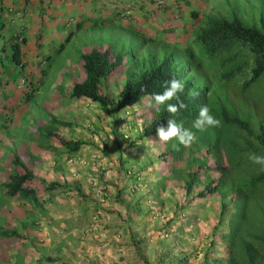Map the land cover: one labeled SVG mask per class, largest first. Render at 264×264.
<instances>
[{"label":"crops","instance_id":"obj_1","mask_svg":"<svg viewBox=\"0 0 264 264\" xmlns=\"http://www.w3.org/2000/svg\"><path fill=\"white\" fill-rule=\"evenodd\" d=\"M158 1L160 0H0V126H4V123H6V116H12L15 119L16 112L14 113L10 109H16L15 106L24 100L22 99L24 89L28 90L29 87H34L36 84L40 85L47 72L54 68V65L51 64V54L62 53L64 48L78 34L84 31L90 33L95 28L98 29L94 32L100 31V29L110 32L116 30L132 31L143 40L141 45L144 47L148 46L149 43L156 44L157 47L163 45L168 47L180 46L188 35L196 31L200 16L209 14V8H205L211 0H162L157 3ZM76 23H80L79 30L58 51L59 44L68 32L74 29ZM96 40L98 39L91 37L87 40L88 42L83 44L89 46L87 50L94 46L108 47L95 42ZM14 45L19 50L17 61L11 59ZM4 57L8 61L4 60ZM68 63L69 60L64 59L55 65V68L61 73H66L70 71L67 68ZM73 77L75 76L70 78ZM20 78L25 80L22 86H19ZM68 90L69 88L66 89V92ZM37 93L40 92L37 91ZM68 101L65 96L54 99V102L58 103L57 106ZM76 101L78 102V99ZM77 109L79 108L77 107ZM59 111L64 112L61 109ZM109 111L101 109L99 116L91 115L84 122L86 131L103 128L105 133H99L102 134L101 141L103 139L112 140H104L107 147L106 154L99 151H97V154L96 151H92V153H96L92 158L95 159L94 161H98L97 165L99 166L97 167H100L98 182L103 184L100 186H104L103 200H99L102 194L99 185L95 188V196L92 192L84 191L81 180L76 179L80 182L79 185L75 178L67 172L68 169L71 170V163L64 161V158H61L63 164L58 162L59 156H65V153L58 152L61 148H55V151H52L54 154H60L55 157L57 160L52 161L51 164L44 167L42 163H34L32 171L36 177L44 179L47 183L44 177L48 171L53 170L55 178L50 181L67 184L69 187L65 186L59 191L43 195L41 201H44V204L41 212L16 197L7 199L6 209H8L7 213L11 217V229L15 230L20 236L19 239H11L14 247L10 252L14 264H93L98 250L109 251L110 247H112L114 254L119 257H117L118 260H123V257H121L123 253L115 252L114 247L119 243V240L114 239L113 233H110L109 230H103L96 232L97 235L95 234V231L102 229V226L96 221L99 216L110 219V223L116 225L112 218L113 214L120 221L117 224L118 229H121L122 232L126 229L129 230L122 240L127 250L140 253L143 251L144 238L149 236L150 232H156L157 234L150 236L149 240L154 237L153 243L161 245L157 255L161 257L170 255H168V251L172 247L171 240L161 235L163 228L159 230V227L165 224L164 222L168 218L162 224L153 225L152 231H147L144 226H141L143 220L147 219L144 211L152 213L153 210L148 211V208L160 205L165 195L164 192L162 196H157L156 186L153 185L149 187L151 194L141 197L138 188L130 187L127 189L126 187L129 181L135 183L136 180H140L139 177L148 178L153 168L157 167L156 161H149L147 158L152 148L139 152L137 148L132 147L131 150L127 151L129 145L124 141H119V144L115 147L107 126L109 121L113 120L114 113L112 117ZM8 119L7 125H10ZM17 120L23 119L19 118ZM91 122L94 125H90ZM116 133L118 134V132ZM80 136H82L80 139L84 141V148L91 147L86 145L85 142H92L91 145L95 144L96 138L91 137L90 134H80ZM8 138L17 149L20 137L17 135L8 136L0 128V184L4 180L3 163H6L8 159V156L3 158L4 155H2L4 144L8 142ZM133 139L134 136L132 135L129 139L130 143ZM133 142L135 141L133 140ZM98 146L101 145L98 144ZM50 148V143H44V145H37V148L32 147L28 151L31 154L36 153L32 158L38 162L41 159L39 155L41 156L44 152L46 156V152H49ZM60 151L64 152V149L62 148ZM18 152L21 151L16 153ZM105 160L110 164L107 165ZM104 167H106L105 170H103ZM62 176L66 179H70L71 176L74 180L64 182ZM139 184L143 185V183ZM133 185L136 186V183ZM72 191L81 195L83 200L81 202L76 201L74 205L73 203L70 204L67 198ZM134 191L138 192L131 197L130 192ZM159 193L162 192L159 190ZM90 198L96 200H89ZM199 200V198L193 199L185 210L179 212L176 210L175 202L170 198L175 208L169 210L168 217H173L169 227L171 226L172 230L173 224H177L175 230L179 229V233H174L173 238L175 240L178 238V240H183V243H188L189 234L187 231H181V222L185 223L184 221L189 220L192 214L188 210L193 211L192 208ZM117 206L121 208H117ZM73 211L75 212L74 215L71 214ZM174 213H176L175 216ZM157 214L162 215V212L158 210ZM152 217L153 215L150 216V218ZM32 218L34 222H31ZM187 222H190V220ZM88 227H90L91 234L94 236L93 239H90L91 243L86 241L85 232ZM110 227L109 224L108 228ZM181 235H183V238ZM185 235H188V237H185ZM105 236L113 243L105 245ZM19 242H24L22 254L19 249L20 245H17ZM150 251L157 253V248L153 246ZM10 252L7 251V253ZM178 252L179 249L176 254L170 255L173 258L171 260H174V262L179 259L177 257L184 255L178 256L180 254ZM161 257L158 260L161 261L163 259ZM4 258L5 253L2 249L0 264L5 263ZM101 259V264H119L117 259L111 260L109 256L104 254ZM162 261L165 262V260ZM124 262L128 264L127 260Z\"/></svg>","mask_w":264,"mask_h":264},{"label":"trees","instance_id":"obj_2","mask_svg":"<svg viewBox=\"0 0 264 264\" xmlns=\"http://www.w3.org/2000/svg\"><path fill=\"white\" fill-rule=\"evenodd\" d=\"M256 15H258L257 24H245L234 11H230L226 16L201 15L193 39L185 46H176L177 48L165 54L157 63L149 62L144 66L131 65L125 68L123 82L116 97L103 91L102 80L115 74L121 66L122 56L114 53L110 48L91 47L78 54L80 74L76 76L78 78L72 79L70 91L66 94L69 99L89 100L103 109L115 107V110H120L144 101L148 106V97L163 92L168 81L181 80L184 90L177 95L179 101H183L186 107L175 115L168 113L167 104L178 103L174 98L161 105L159 110L147 108V123L143 125L141 133L135 135L133 139L140 141L145 136L155 135L157 127L162 125L166 127L170 118L188 129L197 118L200 107L208 106V100L214 98L213 92L205 99L204 90H192L191 80L186 78L185 70L176 63L179 58L186 56L199 68L206 61L215 66L216 69L212 72L232 91L228 94L230 96L228 103L231 104L225 110L223 104H219L215 99L217 106L212 107L211 114L221 121L219 127H207L204 130L189 129L194 135L199 133L200 136L206 137V143L202 145L205 153L201 158L191 155L190 166H184L183 172L179 173L178 177L182 176L181 185L187 201L191 193H195L193 199L210 198L228 187L232 190V215L225 219L228 227L225 237L227 259L222 264H258V258L264 256V214L256 209L257 203L260 202L261 205L264 203V171H261L260 165L252 163L248 158L252 153L264 156V121L258 119L256 125H253L247 116L249 110L253 115H257L255 109L257 102L250 100L252 90L264 86V22L259 12H256ZM79 27L80 23H76L74 29L68 32L59 44L58 51ZM18 53V47L14 45L11 59L17 61ZM33 90V87H29L24 91L25 98L32 95ZM220 94L225 102V93L220 92ZM46 123L47 125L37 129V134L41 138L40 144L53 141L64 149L67 159L74 157L84 141L80 138L64 137L52 129L56 125L67 128H76L77 125L50 115L46 117ZM108 129L115 147L119 141L127 142L129 146L137 143L133 140L130 143V138L125 139L120 133L117 134L116 128ZM93 133L97 135L105 132L101 127L94 129ZM91 143L85 142L86 145L97 148L98 144L91 145ZM98 147L99 152L106 154L105 145ZM186 149L177 141L169 149L170 153L163 156V162L167 163L170 157L173 160L180 158ZM212 158L214 159L212 166L219 173L216 177H212L207 172L209 162L207 160ZM34 162L17 154L10 155L7 159L8 170L0 184V192L8 198L16 197L41 212L44 204V201H41L43 195H49L53 191L69 186L57 181L46 183L36 177L32 171ZM242 166L243 168L248 166L250 171L244 169L241 178L239 171ZM168 169L171 175H174L172 178L174 180L175 167L170 165ZM200 176L204 177L202 181L199 180ZM166 178L163 176L159 180L161 189H165ZM197 182L202 184L194 192L197 189ZM223 205L222 202L219 221L223 220ZM0 236L19 237L17 232L10 228L1 230ZM180 261L181 258L176 260L177 263ZM204 264L208 262L204 261Z\"/></svg>","mask_w":264,"mask_h":264},{"label":"rangeland","instance_id":"obj_3","mask_svg":"<svg viewBox=\"0 0 264 264\" xmlns=\"http://www.w3.org/2000/svg\"><path fill=\"white\" fill-rule=\"evenodd\" d=\"M209 8L208 12L209 14H212L214 16H226L230 11H234L245 24H257L258 22V15H256V12H259L260 17L262 18V21L264 22V0H211L209 4H207V7L205 9ZM98 28L93 29V31H90V33L83 32L78 34L76 37H74L71 42L67 45L66 48H64L63 52L60 54H51V64L54 65V68L51 69L47 74L44 76L42 83L40 86H38L37 89H34L32 91L33 95H30L28 98H25V95H22V99H24L21 103L17 104L15 106L16 109H10L15 113V119L12 118V116H6L8 119V123H11L10 125H7V119L6 123H4V126H0V128L3 130L4 134L8 136H13L16 134L23 133L27 136L29 133L35 136H38L37 129L39 127L45 126V118L46 116H49V114L55 115V117H68V119H72V122L76 124V128H64V127H57L56 130L58 131V134H61L64 137L71 138L73 139L74 137H79L81 138L80 134H90L91 137L96 138L94 141L95 144H100L105 145L106 141H112L110 139H103L101 141V136L102 134L97 133V135H94L93 129L85 130L83 127H80L79 125L85 126L84 122L91 116H99L100 114V109H97L93 106V103L89 104L88 102L85 101H75L76 99H71L65 104L61 105H56L58 103L54 102V99L56 98H62L63 96H66L67 92L66 89H68L71 85V81L73 78H78L80 74L79 71V60H78V54L81 51H85L89 48V46H84L83 43L88 42L91 37L97 38L100 40H96L95 42L101 43L105 46H110L112 49H114L115 52H120L123 53L124 59L126 60L128 56H130V51L131 49L132 53L131 55L133 56L135 51H139L141 53V57L144 56L148 52V48L146 47H140L141 43L143 40L139 37L138 34L132 32V31H108V30H101L100 31H95ZM120 34H124L123 36ZM128 34V35H127ZM105 40V41H103ZM129 51V52H128ZM138 53V54H139ZM134 57V56H133ZM4 60L8 61L5 57L3 58ZM69 60V63L67 65V68L70 70L68 72H63L61 73L59 70H56L55 65H57L60 61L62 60ZM194 65V63H191ZM74 70L73 72L71 71L72 69ZM215 66L211 65L209 61L203 62L201 66V72L198 71H193L192 72V78L197 84L198 87H206L209 90L215 91L216 88L221 86V82L217 80V75L212 72V70H215ZM71 76H75L73 78H70ZM116 77L110 78L109 80H103V87L104 89L111 91V94L113 96L117 95V90L121 84L120 81L115 80ZM238 83V82H237ZM21 86V85H20ZM24 91H27L24 89ZM23 91V94H24ZM39 91L40 93H37ZM51 100V101H50ZM250 100H255L257 104L255 105V109L257 110V115H253L251 111L249 110V113L247 114L248 118L250 121L253 123V125H256V121L258 119H262L264 121V86H259L257 89L252 90ZM77 107L79 109H77ZM63 110L64 112H60L59 110ZM136 110V111H135ZM253 110V109H252ZM136 113L133 112V110H130L129 113H123L120 115H125L127 120H129L131 117H133V121L135 126L139 127L140 124V119L137 120L138 114H142V108L140 105H137L134 109ZM117 114V113H116ZM133 115V116H132ZM23 119V120H17V119ZM90 125H94L92 122ZM86 128V127H85ZM77 129V130H76ZM128 131L124 132L126 135ZM198 134H195V140L191 143L189 147H187L186 152L182 154V156L176 160L169 159V161L166 163V167H160V165H157V167H154L151 173L149 174V177L145 178L139 177L140 180H136V186L134 182L129 181L127 184V189L130 187H133L134 189L138 188V191L140 193V196H145L146 194H151L149 187L155 185L156 186V194L157 196L163 195L164 192V197L163 201L160 203V205H156V207L153 208H148V211H152V213L147 211H144V214L147 215L146 218L144 219L143 222L141 223V226H144V228L149 231H152V226L153 225H158L162 224L163 221L168 218L167 221H165L161 227H159V230L163 228L162 236L165 238H169L171 240V245L172 247L168 251V255H174L177 253L178 249L180 254L178 256L182 257H177L181 258L180 263L174 262L172 257L164 255L162 260H165L163 262L162 260H158L161 256L157 255L158 252L161 249V245L159 244H154L153 239L154 237L150 239V236H155L157 234L156 232H150L151 234L147 237H145L144 244L143 246V251L140 253H134L132 251L127 250L125 246L123 245V239L126 236V233L129 232V230H124L123 232L121 229H118L117 224L120 223V221L115 217L113 214L112 218L116 225L110 223V219H104L102 216H99L96 221H98V224L102 226V229H98L95 231V234L97 235L96 232H100L103 230H109L110 233H113L114 239L119 240L118 244H116V247H114L116 253H123L121 257H123V260H118L117 254H114V251L112 247H110L108 250H103L100 249L98 250L97 255H95V259L93 260V264H101V256L107 255L110 257L111 260L117 259V262L119 264H125V260H127L128 264H204V261L208 262V264H222L226 261V241L225 237L228 232V227L225 222V219L230 217L232 215V210L233 208V201L231 200L232 196V190L230 187H228L226 190L220 191L219 193L215 194L213 198H210L209 200H199L197 204L194 205L192 208L193 211L188 210V212H191V216L189 217L190 222H187L189 220L184 221L185 223H182L181 231L185 232L187 231L188 235H185V237H188V243H183V240H178V238L175 240L173 238L174 233L177 232L179 233V229H176L177 224H173L174 227L171 230V226L169 227V224H171V220H173V217H168L169 210H173L176 205V210L181 212L185 210L188 207L187 204V199L186 197L184 198L183 195V188H182V176L179 178L178 174L183 172L184 166H187L191 164L189 161L190 156L194 155L195 157L201 158L204 155V150L202 149V145L205 144L206 137L205 136H198ZM106 140V141H104ZM177 142V140L174 139L173 142L169 141L167 143H163L158 141V139L155 140L154 145L151 144V142H148L147 146H142L138 147L139 152H143L147 148L150 149L152 147L151 151H149V155L147 157L149 161H155L154 157L158 155V153H161L163 150H169L174 144ZM21 144V141H20ZM20 144L18 148L20 147ZM28 145L27 142H23L21 144L20 150L23 148H26ZM34 145V140L30 141L29 144V149ZM51 148L49 149V152L45 153L42 152V155H39V161L37 162L36 160L32 159L34 163H42L44 164L43 166L45 167L47 164H51L52 161L57 160L55 157H58V153L54 154L52 151H55V148H61L60 145H58L55 142L50 143ZM83 147V146H82ZM80 147V149L76 152L79 155H75L74 157L67 159L66 154L61 155L58 157V162L60 164H63V158L64 161H68V163H71V170L68 169V173L75 178V181L78 182L80 185V182L76 179L81 180L82 185L84 186V191L86 192H92L95 196V188H97V185H103L98 182V177H99V172H100V167H97L98 161H94L95 159L92 158V156L99 151V147L97 145V148H92V147ZM18 148L16 149L14 144L10 142V139L8 138V142L4 144L3 148V153L2 155L3 158L5 156L10 155L13 153V151H18ZM189 148H192L189 150ZM60 149V150H61ZM132 146L128 147L126 150H131ZM27 150V155L25 154L24 156L32 157L33 155L35 156L36 153H28L29 151ZM58 150V152L64 153L62 151ZM88 150V151H86ZM92 151H96V153H92ZM88 152V153H87ZM101 153V152H100ZM135 153V152H134ZM133 153V154H134ZM62 158V159H61ZM96 158V157H95ZM214 159H208L207 160V165H208V174L211 175L212 177H216L219 173L215 167L212 166V161ZM111 161V160H110ZM107 165L110 164V162H107ZM33 163V164H34ZM159 163V162H158ZM7 162L3 163L4 165V175L3 179L5 178L6 175V170L7 168ZM184 164V165H183ZM170 165L175 167L174 172L176 171V175L174 177V180H172L174 175H171V173L168 171V166ZM33 166V165H32ZM69 167V166H68ZM34 166L32 167V169ZM106 167H104L103 170H105ZM244 169L247 170L248 172L250 171V168L248 166H245L239 171L241 178L243 177L242 174L244 173ZM40 170V169H39ZM42 171V170H41ZM53 170H50L46 173L45 175V180L49 182L51 179L55 178V175L53 174ZM166 176V180L164 181V186L165 189H161V181H158L159 177L161 176ZM234 173L232 172V175ZM200 176V181L204 179L201 178ZM235 178V176H233ZM64 182L72 181L74 180L71 176L70 179L64 178L62 176ZM44 180V179H43ZM58 180V179H57ZM143 183V185L139 184ZM202 182H197V189L194 191L196 192ZM103 188L104 186H100L99 190L102 192L101 197H99V200H103ZM141 189V190H140ZM159 190L162 192L161 194L159 193ZM138 191L130 192V196L132 197L133 194H136ZM1 193V192H0ZM167 193V194H166ZM195 193H191L188 197H193ZM173 200L174 203L170 201V198ZM4 201H2V199ZM139 198V197H138ZM6 196L2 197L0 195V231L1 229L4 228H10L11 229V217L7 213L8 209L7 203L5 202ZM69 203L74 205V203L81 202L83 199L81 198V195H79L77 192L72 191L71 194L68 195ZM89 200H96L90 198ZM189 200V199H188ZM85 201V200H84ZM191 201V199L188 201V203ZM224 203L223 205V215L222 219L219 221V210H220V204ZM209 207L207 208V206ZM12 206V205H11ZM117 208H121L120 206H117ZM76 209V208H75ZM256 209L258 211H261L264 214V203L261 205L260 202L256 204ZM77 210V209H76ZM158 210L162 212L161 214H157ZM60 214V213H59ZM72 215L75 214L73 211L71 213ZM153 215L152 218L150 216ZM174 215V214H173ZM45 218V216H44ZM46 219V218H45ZM46 221V220H45ZM31 222H34V219H31ZM168 223V224H166ZM111 225L110 228H108V225ZM184 224V225H183ZM166 226V227H165ZM165 227V228H164ZM169 227V230H168ZM179 227V226H178ZM93 229V227H92ZM86 241L91 243L90 239H93V235L91 234L90 227L86 229ZM106 234V232H105ZM167 234L169 235L167 237ZM183 238V235H181ZM20 238V237H19ZM18 238V239H19ZM16 239V238H14ZM192 239V240H190ZM122 241V242H121ZM100 243V241H98ZM102 242V241H101ZM187 242V241H185ZM6 243V244H5ZM24 242H19L17 245H20V252L21 254L23 253L22 249L24 248ZM113 243V241H109V238L105 236L104 244L109 245ZM208 244V245H207ZM155 246L157 248V253L151 252V248ZM207 246V247H206ZM12 247L11 239L10 238H0V252L3 249V252L5 253V258L4 262L2 264H14V259L11 257L12 253L10 252ZM121 247V248H118ZM206 247V248H205ZM205 248V249H204ZM18 249V250H19ZM9 251L10 253H7ZM101 253V254H100ZM118 257V258H117ZM161 257V258H162ZM28 259V258H27ZM132 259V261H130ZM258 264H264V256L258 258Z\"/></svg>","mask_w":264,"mask_h":264},{"label":"clouds","instance_id":"obj_4","mask_svg":"<svg viewBox=\"0 0 264 264\" xmlns=\"http://www.w3.org/2000/svg\"><path fill=\"white\" fill-rule=\"evenodd\" d=\"M93 25H95V24H93ZM193 33L188 35L184 39L183 44H181L178 47H183V46L186 45V43L190 42L193 39V36H194ZM103 41H105V40H103ZM140 47H144V46L140 45ZM99 48L100 49L110 48L114 53H119L122 56L120 68H118L116 70L114 75L104 79V80H109L110 78L116 77L115 80L120 81L121 84H122L123 76H124L123 72H124L125 68H129L131 65H133V66L134 65H136V66H144V64L146 65L149 62L150 63H157L165 54H167L168 52H170L171 50H173V49H175L177 47L175 45L170 46V47L165 46V45L157 47L156 44L149 43L148 46H147L148 52L144 56L141 57L142 54L139 53V51H135V53L133 55L134 57H133L131 55L132 51H131V49H129L130 56H128L126 60L123 58L124 57L123 53L115 52L114 49H112L110 46L105 47V48H101L99 46ZM192 62L193 61L191 59L187 58L186 56L185 57L181 56L179 58V61L176 62V63L179 64V67H182V69L185 70L186 76H187L186 78L191 80V82L193 84L192 90H200V91L204 90L205 99L209 96L210 93L213 92L214 93V98H210L208 100V102H207L208 106L207 105H203V106L200 107L197 118L193 122V125H191L188 129L182 127V125L178 124L174 119L170 118V119L167 120L166 127L162 125V126H159V127L156 128V134L155 135L145 136L140 141H136L137 140L136 139L135 141L137 142L136 143L137 145H132V147L134 149H136L138 147H142V146H147L148 142H151V144L154 145L156 139H158V141L163 142V143H167L169 141L173 142L174 139H175V140L178 141V143L180 145H182V146L187 148L195 140L194 133L192 131H190L189 129L195 128V129H198V130H204L207 127H219L220 126L221 121L219 119L215 118L211 114L212 113V107H216L217 106V104L215 103V99H216L219 102V104L220 103L223 104L222 106L225 108V110H227L229 105L231 104V103H228L230 101V96L228 94H231L232 91H231L230 87L229 86H225L223 84V82L218 79V77H217V80L220 81L222 84H221V86L216 88L215 91L209 90L206 87H198L197 88L196 87L197 84L194 81V79L192 78V72L193 71L201 72L202 70H201V67L200 68L196 67L195 64L192 65L191 64ZM19 82H20L21 86L24 85V82H25L24 78H20ZM121 84H120V86H121ZM38 85L39 84L34 85L33 88L37 89ZM26 86H27V84H26ZM120 86H119V88H120ZM223 87H225V89ZM119 88H118V90H119ZM102 89H103L104 92H107V93H109L110 95L113 96V94H111V91H108V90L104 89L103 80H102ZM118 90H117V93H118ZM183 90H184V84H183V82L181 80L171 79L170 81L167 82V86L164 88L163 92L158 93V94H153L150 97H148V99H149L148 106H147V103L144 101L143 103L142 102L135 103V104H133L131 106H127V107H125L123 109H120V110H115V107L104 109V110H110L109 113H110V116H112V117H113V113H114V117L112 118L113 120L109 121V124H107V126L111 130H112V128L113 129L116 128V132L120 133V135H122L123 138H125V139L130 138L132 135L135 137V135H138L139 133H141L143 125L147 123V119H148L147 115H146L147 108L150 107V108H156L157 110H159L161 105H165L166 102L171 101L172 99L175 98V99L178 100V103L177 104H171V103L167 104V108H166L167 112L170 113V114L175 115L180 110L184 109L186 107V105L183 103V101H179V97L177 95L178 93L183 92ZM69 91H70V87H69V90L67 91V93ZM220 92L221 93H225L224 94V96H225V100L224 101L225 102H223L222 98L220 97L221 96ZM113 97H116V96H113ZM67 99L71 100L69 98H67ZM78 101H85V102H88L89 104L93 103V104H95V105H93L95 108L97 107L100 110L103 109V108L99 107L96 103H94L92 101H89V100H82V99L80 100V99H78ZM137 105H140L141 108H142V111H143L142 114H138L139 116L136 117L137 120L140 119V124H139L138 130H137V127L134 124L133 117H131L129 120H127L125 115H120V114H123V113H125V114L129 113L130 110H133V112L136 113L135 112L136 110L134 111V109H135V107ZM49 115L55 117V115H53L52 113L49 114ZM58 119H60V120H69V121L72 122V119H68V117L66 118V117H64L62 115H61V117H58ZM45 125H47L46 118H45ZM3 127H5V126H3ZM57 127H61V126H59V125L57 126L56 125V126L53 127L52 130H54L55 132L58 133V131L56 130ZM81 127L85 128L84 126H81ZM64 128H67V127H64ZM126 131H128V132L125 135L124 132H126ZM33 134L34 133L29 135V133H28L27 136L25 134L23 135V133L16 134L17 136L20 137L21 144L23 142H27L28 145H27L26 148H23V149L20 150L21 144L19 142L20 147L18 148V151H21V152L16 153L17 151H13V153H11L10 155L17 154L21 158L24 157V158H27V159H32L31 156L30 157L24 156L25 154L27 155V150L29 148L30 141L34 140V145L32 147H36L37 148V145H41L40 142H39L41 140L39 135L35 136ZM196 134H198V133H196ZM52 142H48V143H52ZM150 148H152V147H150ZM168 153H170L169 150L165 149L161 153H158L157 156L154 157L156 163L158 165H160V167L161 166L165 167L166 163L163 162V156H165ZM10 155H8V157ZM147 158H149V157H147ZM248 158H249V160L252 163L260 165L261 166V171H264V156L252 153V154L249 155ZM161 177H163V176L161 175L159 177L158 181L160 180ZM0 195H2V194L0 193ZM213 196H211L210 198H213ZM2 197H4V195H2ZM210 198H199V199L200 200H209ZM7 199H8V197H6L5 202H8ZM189 199H191V201L193 200L192 197H190ZM2 201H3V199H2ZM188 201H187V204L191 203V201L189 203H188ZM3 203H4V201H3ZM175 215H176V213H174V216ZM4 229H1V230H4ZM0 238L3 239L4 237L0 236ZM14 238L15 237L10 238V239H14Z\"/></svg>","mask_w":264,"mask_h":264},{"label":"built area","instance_id":"obj_5","mask_svg":"<svg viewBox=\"0 0 264 264\" xmlns=\"http://www.w3.org/2000/svg\"><path fill=\"white\" fill-rule=\"evenodd\" d=\"M162 0L158 1L157 3L161 2Z\"/></svg>","mask_w":264,"mask_h":264}]
</instances>
